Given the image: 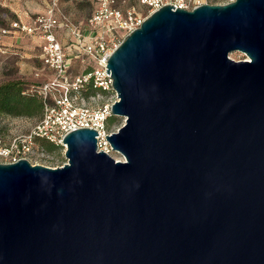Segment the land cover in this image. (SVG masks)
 I'll list each match as a JSON object with an SVG mask.
<instances>
[{
	"label": "water",
	"instance_id": "1",
	"mask_svg": "<svg viewBox=\"0 0 264 264\" xmlns=\"http://www.w3.org/2000/svg\"><path fill=\"white\" fill-rule=\"evenodd\" d=\"M174 8L106 65L124 161L81 128L0 164V264H264V0Z\"/></svg>",
	"mask_w": 264,
	"mask_h": 264
},
{
	"label": "built area",
	"instance_id": "2",
	"mask_svg": "<svg viewBox=\"0 0 264 264\" xmlns=\"http://www.w3.org/2000/svg\"><path fill=\"white\" fill-rule=\"evenodd\" d=\"M138 1L145 12L134 6L120 9L114 5L115 0H97V7L86 22L77 26L60 12L57 0H49L45 13L30 16L26 13L24 20L11 21L9 28L1 31L2 35L13 31L34 40L42 70L50 78L39 86L30 84L23 90V95L42 100L43 114L28 134L14 137L7 144L0 139V164L21 159L31 165L39 164L33 162L39 140L58 147L64 154V137L81 128L97 131V150L113 158L114 151L105 137L111 134L107 132V120L111 105L117 100L112 78L106 70L111 53L163 6L192 10L203 4H218L215 0ZM60 33L67 38L66 44L60 42ZM114 160L124 161V158Z\"/></svg>",
	"mask_w": 264,
	"mask_h": 264
},
{
	"label": "rangeland",
	"instance_id": "3",
	"mask_svg": "<svg viewBox=\"0 0 264 264\" xmlns=\"http://www.w3.org/2000/svg\"><path fill=\"white\" fill-rule=\"evenodd\" d=\"M218 4H225L233 0H215ZM49 0H0V85L11 81L22 82L26 88L30 84L41 85L50 78V74L42 70L38 59L39 49L37 43L22 34L10 32L2 35L3 29H8L9 23L17 19L24 20L27 15L43 14ZM120 9L134 6L141 13L145 8L138 0H115L114 3ZM97 7V0H57V8L69 20L70 23L82 26ZM59 40L67 43V38L60 33ZM235 61L244 60L245 56L240 52L230 55ZM36 74L38 76L36 77ZM12 116L0 113V139L7 144L11 139L19 135L28 134L40 116ZM108 133L116 132L124 124L121 117L111 116ZM37 155L33 162L53 167L64 164L66 159L59 148H53L45 141H37ZM52 147V148H51ZM114 159L123 158L119 153L113 152Z\"/></svg>",
	"mask_w": 264,
	"mask_h": 264
},
{
	"label": "trees",
	"instance_id": "4",
	"mask_svg": "<svg viewBox=\"0 0 264 264\" xmlns=\"http://www.w3.org/2000/svg\"><path fill=\"white\" fill-rule=\"evenodd\" d=\"M22 85V82L17 81L0 85V113L12 116H33L34 114H40V120L44 109L42 100L36 96L23 95L22 92L25 88ZM109 118L107 120V129L111 122ZM50 146L58 148L51 144Z\"/></svg>",
	"mask_w": 264,
	"mask_h": 264
},
{
	"label": "flooded vegetation",
	"instance_id": "5",
	"mask_svg": "<svg viewBox=\"0 0 264 264\" xmlns=\"http://www.w3.org/2000/svg\"><path fill=\"white\" fill-rule=\"evenodd\" d=\"M37 149V148H36Z\"/></svg>",
	"mask_w": 264,
	"mask_h": 264
}]
</instances>
